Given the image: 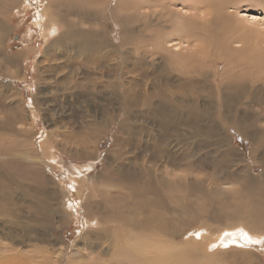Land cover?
Here are the masks:
<instances>
[{
  "label": "rangeland",
  "instance_id": "374dc122",
  "mask_svg": "<svg viewBox=\"0 0 264 264\" xmlns=\"http://www.w3.org/2000/svg\"><path fill=\"white\" fill-rule=\"evenodd\" d=\"M63 1L82 3L83 13L110 26L102 7L107 1L115 9L123 0ZM171 1L131 0L116 8L122 23L130 20L126 33L131 27L133 37L119 25L111 30L91 22L130 58L93 68L76 41L63 39L59 48L67 28L47 27L38 0H1L0 86L13 88L0 97L1 177L25 205L6 220L0 215V246L17 256L15 263L60 264L64 250L66 264H109L114 251H137L147 242L151 257L164 252L169 264L176 258L179 264H264V0ZM174 9L197 17L173 20ZM72 17L66 24H81ZM82 27L90 26L85 21ZM173 38L199 51L175 57L171 46L153 54ZM114 81L124 90L112 89ZM124 95L129 115L119 113ZM95 125L101 126L97 132ZM44 171L58 185L42 182ZM23 185L58 192L48 216L29 211L28 203L38 210L49 201L27 196ZM89 195L104 214L119 208L120 218L137 221L132 246L98 241L104 239H97L100 225L89 224L82 199ZM23 221L36 229L32 241L22 234ZM241 223L256 229L258 241L247 237L239 239V250L217 249L229 231L245 232ZM125 231L131 233L128 226Z\"/></svg>",
  "mask_w": 264,
  "mask_h": 264
},
{
  "label": "bare ground",
  "instance_id": "6f19581e",
  "mask_svg": "<svg viewBox=\"0 0 264 264\" xmlns=\"http://www.w3.org/2000/svg\"><path fill=\"white\" fill-rule=\"evenodd\" d=\"M37 1V0H36ZM43 6H44V9L42 10V14L44 16V20H45V23L47 25V27H50V29H54V28H60V26L62 27H65L67 28L66 29V32L63 33V35L67 34L68 37L66 38H62V41H61V44H59V48L62 47L64 44V40H68V43H71L76 41L77 42V47H78V50L79 52H81V55L82 56H85V60L86 62L88 61L89 64H92L93 65V68H95L96 66H98L100 63L99 62H107L108 60H118V59H121V61H119L121 64H125L126 62L128 63L130 58L128 56V51L127 48L123 49V47H120L118 45H116L114 43V41L112 42L111 41V38L109 36V33H108V37H106V33L101 34V31L100 30H96L93 28L92 30V25L91 22H95L97 21L99 23L100 21V18H96V17H93L94 19H92V15H89V14H85L83 13L82 11V8H83V4L79 2H75V1H63V0H60V1H57V0H38ZM81 1V0H80ZM106 1V0H105ZM178 1H181L182 0H172L170 2V4L172 6H177L176 3H178ZM1 2V0H0ZM33 2V0H32ZM101 2V1H100ZM109 2V1H108ZM123 3H127V4H132L131 0H123V1H119L117 3V7L116 8H119ZM119 4V5H118ZM180 4V3H179ZM85 5V4H84ZM87 6V5H86ZM181 7V6H180ZM171 8V7H170ZM188 8V7H187ZM113 7H110L108 4H107V1H106V4L104 3V6L102 7V11L104 13H107V14H101L103 17H102V21H104V18L107 19L104 15H108V18L112 21H110L111 25H109V21L106 20V22L104 23H99L100 25L107 27L108 29H113L114 26H117L119 25L120 27H122V30H123V33L125 35L129 37H133V29L130 27L129 30H128V34L126 33V29L127 27L129 26H132L131 23H127L128 21H130L129 19L127 20V22H123V23H126L125 25L121 22V17H119V13L115 10ZM85 10V8H84ZM194 11H196V8H193ZM41 12V11H40ZM122 12V11H120ZM127 14V13H126ZM171 17L173 18V20L175 18L179 19V18H183V17H190V18H195L197 17V15L195 14H188V13H184L183 11H181L180 9H174L171 11ZM40 15V14H39ZM70 16H73L76 20H78L81 24H74L76 22H73L71 26H69L68 24H66V22L69 20ZM72 17V18H73ZM171 18V19H172ZM40 19V18H39ZM38 19V20H39ZM4 20V19H3ZM37 21V20H36ZM86 21V24L88 23L89 24V28L88 29H84L82 26L83 24L85 23ZM46 27V28H47ZM77 28H81V31H76ZM83 28V29H82ZM97 28V27H96ZM115 29V27H114ZM177 29V30H176ZM98 31V32H97ZM173 31L177 32V33H180V31H183V29H178V28H174ZM100 32V33H99ZM4 33H5V26L1 23L0 21V41L1 39L4 37ZM262 33V32H261ZM178 35V34H177ZM71 36V37H70ZM179 36V35H178ZM189 36V35H188ZM193 36H197L196 34L193 35ZM181 37V36H179ZM126 38V37H125ZM127 38V39H128ZM64 39V40H63ZM184 41H181L184 42V44H189L187 48H183L182 45H181V42L180 41H177V39H171V41H168L167 45L166 42H163L161 43L160 45L156 46L155 49H152L153 50V54H158V53H164L166 54V50L168 52H170L172 50V47L171 46H175L176 47V51H171L173 53V56L175 57H179V56H182V55H185V54H188L191 55L193 52L195 51H199V46H196L197 48H192L190 46V42L189 40L187 39H183ZM125 42V41H124ZM55 44V43H54ZM57 45H53L52 47H56ZM126 46V44L124 43V47ZM76 47V48H77ZM105 52V53H104ZM102 53H103V56H102ZM152 54V53H151ZM90 60V61H89ZM135 63H136V67L137 68V62L138 59H132ZM109 62V61H108ZM131 64V63H130ZM127 65V64H126ZM133 65V64H132ZM115 67V66H114ZM113 67V69H115ZM166 67V66H165ZM108 69V67H107ZM111 68H109L110 70ZM112 69V70H113ZM116 70V69H115ZM168 70V69H167ZM176 71V70H175ZM169 76H171V74L169 73ZM166 75V78L169 77ZM193 78V79H192ZM191 79L192 80H197L195 79V77L193 76ZM175 80V79H173ZM166 82V80H165ZM183 82V81H182ZM192 82V81H191ZM114 83L112 85V89L114 88V86H116V88H122L124 90V87L120 84V83H116L115 81L112 82ZM167 83H169L170 85H173L176 83V81H167ZM166 83V84H167ZM189 84H190V80H189ZM194 84V83H193ZM109 85V84H108ZM198 85V84H197ZM5 87V86H4ZM117 90V89H116ZM114 90V91H116ZM10 91H13V88L11 86H8V89H5L3 90V87L1 88L0 86V97H5L7 96V93H10ZM13 94V93H12ZM121 99V96H118L117 100L119 101ZM130 99L129 96H126L124 95L123 98H122V110L119 112L120 114H123L125 113L126 115H129V107L127 105V102L128 100ZM125 110V112H124ZM167 116H169L168 113H166ZM11 116V115H10ZM15 116V115H14ZM15 118V117H14ZM101 126L99 125H95V128L93 129L94 132H97V130L100 128ZM91 130V128L89 129V131ZM93 132L92 134V137L95 138V133ZM25 137L24 134L20 133L19 134V138H18V141L20 143H23V138ZM26 142V141H25ZM24 147V146H22ZM33 147V148H32ZM31 149L34 153V155H38L39 157V152L37 153V150H35V147L31 144ZM67 153V152H66ZM36 164V163H35ZM42 167V166H40ZM47 171V170H46ZM1 172H2V169L0 167V215L2 217V219L4 218L6 220V218H9L11 216H13L16 212V207L18 206H23L25 205V202H21L20 201H17V199L13 196V194H11V191H10V187L8 186V182L5 178L1 177ZM50 172V171H49ZM43 174V180L42 182H53L55 183L56 185L57 182H55V180L53 179V174L50 172H41ZM88 175L87 173L84 174V176ZM88 179V178H87ZM86 177L83 178V183L82 185L80 184V187H79V191H76L75 193L77 195L80 196V193L83 191V189L86 187ZM12 184H14L12 182ZM44 184V183H43ZM53 185V184H52ZM55 187V186H54ZM60 188V187H59ZM20 189L27 195V196H32L33 198H38L39 201H40V198L41 197H45L46 199H48V203L45 204V205H42L41 208H37L31 204L28 203V208H29V211H36L35 213L37 212H40L42 214H45V216H48L49 215V211L47 212L46 209H49L53 204L56 205V202H58V192L57 191H52V190H47V191H44V190H36V188L32 185H23L20 187ZM44 189V188H43ZM61 193H63V190L61 189ZM95 194V193H94ZM75 196V195H74ZM28 198V197H26ZM82 199L84 200V209H85V213L87 212V215L89 218H92V219H89V224L91 225L92 222H95L97 225H100L99 228H97V239L98 238H104V239H99L98 241H101L102 244L105 243H109L111 245L114 246V248H121V246H124L122 245L123 242H126V243H130V245L132 246V243L131 241H133L136 237H138V232L136 231L137 228H138V223L136 220L133 221V219L131 221H129L130 223H127V217L125 216H122L124 218H120L119 216H121L119 214V208H118V212H114L112 210L110 211H106L105 210V213L103 212V209H106L105 207L102 208L101 205H99L98 202H94V201H91V195L89 196H82ZM90 204H93L94 205V209H96L95 212L92 213V211L89 209L90 208ZM132 205V204H131ZM130 205V206H131ZM53 206V205H52ZM92 206V205H91ZM134 207V205H132ZM140 206V205H139ZM20 207V209H22ZM115 207V206H114ZM120 207V206H119ZM127 208H129V205L126 206ZM27 208V206H26ZM57 208V206H56ZM146 208V207H145ZM151 208V207H150ZM18 209V208H17ZM91 209H93V207H91ZM123 209V208H122ZM134 209V208H133ZM163 209V208H162ZM121 210V209H120ZM130 210V208L128 209ZM135 210V209H134ZM150 210V209H149ZM51 211V210H50ZM122 211V210H121ZM152 211V210H151ZM46 212L48 213V215H46ZM112 212V213H111ZM128 212V211H127ZM26 213V212H25ZM52 213V212H51ZM63 214H65L66 212L62 211ZM151 212H150V217H151ZM147 215V214H146ZM36 216V215H35ZM38 216V215H37ZM137 216V215H136ZM145 216V214H144ZM149 215H147L146 217H148ZM0 217V219H1ZM25 218H29V216H24ZM44 217V216H43ZM119 218L117 219L118 221H116L114 218ZM152 220V218H150ZM45 218V217H44ZM133 218V217H132ZM146 218H144L145 220ZM10 220V219H9ZM7 220V221H9ZM48 220V219H47ZM104 220H107L105 223ZM110 220V221H109ZM148 220V219H147ZM146 220V221H147ZM44 223H45V219L43 220ZM115 223L116 225H109L110 223ZM153 222V221H152ZM11 223V222H10ZM47 223V221H46ZM149 223V222H148ZM106 224V225H105ZM20 225V224H19ZM35 225V224H34ZM103 225V226H102ZM109 225V226H108ZM241 228L242 227H245V232L242 231V230H238L237 232H228L231 234V236H224V240L227 241V242H223V241H220L219 239V242L220 244H216L217 245V249H220V250H223V249H228L229 247L233 248V249H236V250H239V246L241 247H244V245H242V243H240L239 239H243V240H246V238L248 237L250 240H253V241H258V238L260 235H256V232L255 230L256 229H253L251 228L250 225H245V224H242L241 223ZM36 226V225H35ZM48 226V225H47ZM45 227V228H48V227ZM128 226L129 227V232L125 231V227ZM147 226V224L145 223L143 225V227ZM6 227V226H5ZM11 227V226H10ZM21 229H22V234L24 236L27 237L28 240L32 241L30 239V235L34 234L35 235V231L36 229L33 227V225H30L28 224V222L26 221H23V224L21 223ZM148 227H149V224H148ZM240 228V229H241ZM90 229V228H89ZM237 230V229H236ZM235 230V231H236ZM258 230V229H257ZM123 232V234H122ZM226 233V232H225ZM224 233V234H225ZM233 233V235H232ZM240 233V234H238ZM238 234V235H237ZM37 235V234H36ZM262 236V235H261ZM49 239V238H48ZM223 239V238H222ZM33 240H36L38 241L39 243L41 242H44L42 239L41 240H38L36 238H34ZM137 240V239H136ZM140 240V239H139ZM262 240V238L260 239ZM47 241V240H46ZM135 242V241H134ZM94 243V242H93ZM136 243H139L136 242ZM218 243V242H217ZM256 243V242H255ZM42 244V243H41ZM143 245V244H141ZM98 245L96 244V247ZM139 246V245H138ZM145 246V245H144ZM98 247H101V246H98ZM103 247V245H102ZM137 247V246H136ZM153 247V246H152ZM126 248V247H125ZM129 248V247H128ZM143 247H141V249L139 250V248L137 247V251H133V252H126L125 250L123 251L122 248L120 249L119 252H113L112 254L109 255V264H169V255L166 254V253H161L159 254L160 256H157V257H151L152 255L150 254L151 252V247H149L147 245V242H146V246L142 249ZM158 248V247H157ZM230 248V249H231ZM4 248L0 246V252H3V255L0 256V264H20V263H15V258H17L16 255H11V252L9 251H4L3 250ZM45 249V248H44ZM216 249V250H217ZM242 249V248H241ZM244 249V248H243ZM242 249V250H243ZM47 250V249H46ZM50 250V249H49ZM48 250V251H49ZM235 250V251H236ZM156 251V250H155ZM232 251V250H231ZM234 251V250H233ZM246 251V250H244ZM61 252V251H60ZM50 253V252H48ZM54 253V252H53ZM233 253V252H232ZM105 254L104 251H100L98 253V255L100 256H103ZM248 254V253H247ZM43 255V254H42ZM37 256V255H36ZM21 257V256H19ZM239 257V256H238ZM60 258V264H66L65 263V253H64V250L62 251L61 253V256L59 257ZM180 258V257H179ZM21 259V258H20ZM248 259V258H247ZM69 262V259H67ZM108 260V259H107ZM246 260V259H245ZM256 260V259H255ZM72 261V260H71ZM250 261V260H249ZM259 261V260H258ZM178 262V259L176 258L175 262L173 264H179L177 263ZM251 262V261H250ZM252 262H255V261H252ZM24 264V263H23ZM28 264V263H27ZM30 264V263H29ZM79 264V263H78ZM94 264H100V262H96ZM255 264V263H254ZM258 264V263H257Z\"/></svg>",
  "mask_w": 264,
  "mask_h": 264
},
{
  "label": "snow or ice",
  "instance_id": "6c2138e0",
  "mask_svg": "<svg viewBox=\"0 0 264 264\" xmlns=\"http://www.w3.org/2000/svg\"><path fill=\"white\" fill-rule=\"evenodd\" d=\"M197 235H199V234H197Z\"/></svg>",
  "mask_w": 264,
  "mask_h": 264
}]
</instances>
